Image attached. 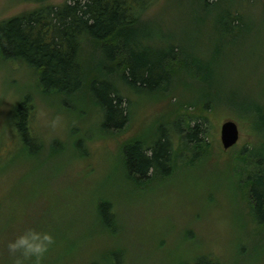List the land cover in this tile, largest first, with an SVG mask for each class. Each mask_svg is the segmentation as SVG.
<instances>
[{
  "label": "rangeland",
  "instance_id": "obj_1",
  "mask_svg": "<svg viewBox=\"0 0 264 264\" xmlns=\"http://www.w3.org/2000/svg\"><path fill=\"white\" fill-rule=\"evenodd\" d=\"M62 2L47 1L55 5ZM192 2L161 1L144 18L150 25H159L156 20L168 14L167 32L191 55L205 56V43L217 48L212 62L214 73L204 70L217 101H210L212 95L181 72L173 86L156 93L133 89L114 71L104 70L121 89L129 110L125 130L115 135L98 129L99 113L86 90L78 95L76 106L66 107L55 95L47 97L40 92L33 69L0 58V153L11 150L12 117L17 102L31 95L37 108L35 127L47 144L53 139L63 143V150L50 154L49 160L65 170L58 176L52 171L48 176L45 167H38L35 175L27 169L23 174L13 169L3 173L10 174L3 179L9 191H0V197L11 196L3 203L8 208L4 219L15 225L24 218V210L37 202L45 209L56 210L54 221L59 220L60 228L59 238L54 240L57 256L68 259L76 254L77 262L82 258L77 253L84 251L85 255L92 253V258L105 256L109 264H115L112 253L121 250L120 264H180L200 253H211L224 264H264V239L254 241L249 235L251 218L244 172L248 167L244 157L248 159L261 140L251 119L246 120L244 113L236 109L245 111L240 104H253L255 95L264 88V0H211L209 10L198 3L200 14L218 17L227 10L244 13L242 28H229L228 33L220 25V31L208 29V23L199 25L200 15L192 11ZM39 6L33 0H0V21ZM162 24L165 28V21ZM92 52L87 51L83 61H92L95 66ZM57 114L63 122L52 129L47 121ZM176 118L183 121V130L171 134L176 151L171 173L146 185L133 182L124 173L122 144L133 137L149 141L161 122L171 123ZM197 118L205 129L199 133L202 142L185 147L181 135L188 126L196 125ZM228 120L236 122L239 139L225 149L221 131ZM45 180L58 186L53 190L46 186L33 190V185L44 186ZM57 189L63 190L59 200L49 196L45 201ZM100 200L110 201L116 211L110 223H105L107 230L103 234L97 233L102 226L90 225ZM92 237L96 238L89 246L85 241ZM53 264L59 262L55 260Z\"/></svg>",
  "mask_w": 264,
  "mask_h": 264
},
{
  "label": "trees",
  "instance_id": "obj_2",
  "mask_svg": "<svg viewBox=\"0 0 264 264\" xmlns=\"http://www.w3.org/2000/svg\"><path fill=\"white\" fill-rule=\"evenodd\" d=\"M33 1L40 3V6L0 21V58L4 61L22 63L33 69L37 74L40 92L47 97L55 95L59 98L60 104L67 105L66 107L76 106L80 98L78 95L86 90L99 113L97 121L99 130L115 135L125 130L129 120L127 100L114 80L103 73L104 70L114 71L125 85L133 89L156 93L173 86L176 75L181 72L192 77L195 84L212 95L210 101L214 103L217 101L213 92L214 86H211L204 72L206 69L210 75L211 72L214 73L212 67L215 64L212 62L217 55V48L213 49L205 43V56L191 55L181 43L173 41L172 33L167 32L168 14H163L160 16L161 19L156 20L159 25H150L144 18L151 8L166 0H64L56 5L47 3L48 0ZM210 2L211 0L192 2V11L200 15L199 25L208 23L207 28L216 31H220V25L225 32L229 31L227 30L229 28L233 30L242 28L244 13L227 10L221 12L218 17L200 14L196 8L198 3H202L204 8L209 10ZM164 21L165 28L162 24ZM89 50H93L92 55L96 57L95 66L92 61H83L85 53ZM94 50L102 56L101 59L96 56ZM259 92L255 95L253 104L245 102L240 104L245 111L233 106L244 113L246 120L251 119L254 132L261 140L257 142L248 159L244 157L248 165L244 172L245 182L248 184L247 204L251 218L249 235L254 241L264 239V88ZM36 113L37 108L31 95L24 96L14 108L11 150H8V153L7 150L0 153V191L5 193L9 191L5 189L7 181L3 179L10 174L5 176L2 174L12 169L22 174L27 169L28 173L35 175L38 167H45L46 172H49L48 176L52 175L51 171L55 176L63 173V166L49 160L52 159L50 154L63 150V143L53 139L47 144L34 125ZM201 122L203 123L197 118L196 125L188 126L187 132L181 135L185 147L202 142L199 133L203 134L205 129L201 128ZM182 123L179 118L171 123L161 122L151 141L133 137L124 142L121 159L125 175L133 182L143 185L169 175L176 154L171 134L174 130L178 132L183 130ZM77 144H82L81 140ZM52 164L53 170L50 169ZM43 183L44 186L33 185V190L45 186L53 190L58 186L56 183L54 185L56 187H53L47 180ZM62 192L63 190L58 192L57 189L54 194L46 196L45 201L49 196L59 200ZM10 197H0V264H16L17 259H22L19 251L14 253L9 249V244L15 242L19 236L35 230L42 234L49 233L55 240L59 238L60 233L57 225L59 220L54 221L57 211L45 209L42 207L44 205L38 202L32 203L24 210V218L11 225L8 218L4 219L8 208L3 204ZM42 197L44 199V193ZM96 211L97 215L90 225L102 226V231L97 233L103 234L106 229L105 223H110L116 211L108 200H100ZM95 238L92 237L85 242L91 246ZM253 244L252 241L251 245ZM54 245L55 242L49 246L40 264H53L55 260L59 264H109L105 256L97 257L103 258V261H100L96 257L92 258V255L90 256L92 253L85 255L84 251L77 253L82 257L77 262L76 254H71L72 257L68 259L65 255L57 256ZM240 252L245 253L242 250ZM112 254L116 261L110 255L111 261L120 264V258L123 256L121 250H115ZM190 258L180 264H224L211 253H200ZM23 264H35V257L23 260Z\"/></svg>",
  "mask_w": 264,
  "mask_h": 264
},
{
  "label": "clouds",
  "instance_id": "obj_3",
  "mask_svg": "<svg viewBox=\"0 0 264 264\" xmlns=\"http://www.w3.org/2000/svg\"><path fill=\"white\" fill-rule=\"evenodd\" d=\"M63 122V117L57 114L54 118L47 121L52 129L59 128ZM54 239L49 233H40L31 230L24 235L19 236L15 242L9 244L12 252L19 251L22 259H17L16 264H23V260L35 257V264H40L43 255L48 251Z\"/></svg>",
  "mask_w": 264,
  "mask_h": 264
},
{
  "label": "water",
  "instance_id": "obj_4",
  "mask_svg": "<svg viewBox=\"0 0 264 264\" xmlns=\"http://www.w3.org/2000/svg\"><path fill=\"white\" fill-rule=\"evenodd\" d=\"M221 138L225 149H228L237 143L239 139V129L236 122L228 120L223 123Z\"/></svg>",
  "mask_w": 264,
  "mask_h": 264
}]
</instances>
